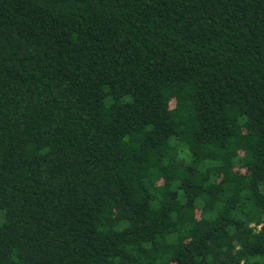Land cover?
Returning a JSON list of instances; mask_svg holds the SVG:
<instances>
[{"label": "trees", "instance_id": "obj_1", "mask_svg": "<svg viewBox=\"0 0 264 264\" xmlns=\"http://www.w3.org/2000/svg\"><path fill=\"white\" fill-rule=\"evenodd\" d=\"M0 264H264V0H0Z\"/></svg>", "mask_w": 264, "mask_h": 264}]
</instances>
